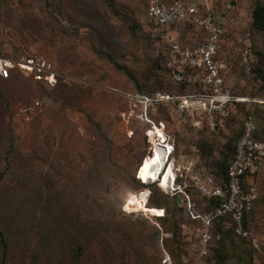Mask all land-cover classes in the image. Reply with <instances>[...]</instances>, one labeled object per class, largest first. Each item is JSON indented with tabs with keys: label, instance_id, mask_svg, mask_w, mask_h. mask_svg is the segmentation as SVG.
<instances>
[{
	"label": "rangeland",
	"instance_id": "rangeland-1",
	"mask_svg": "<svg viewBox=\"0 0 264 264\" xmlns=\"http://www.w3.org/2000/svg\"><path fill=\"white\" fill-rule=\"evenodd\" d=\"M147 1L0 0V47L16 55L37 51L62 77L55 88L20 74L0 81V228L7 264H163L167 255L173 264H215V253L226 255L225 264H264V174L248 242L218 236L204 259L198 255L200 226L185 195L137 178L151 156L146 134L153 126L140 120V107L130 113L124 95L141 92L118 66L157 90L141 94H168L166 86H156L158 41L148 34ZM259 1L217 0L213 7L243 22L223 41L220 59L227 87L245 97L262 92L256 70L264 66L254 54L264 50V33L250 27ZM158 72L156 78L178 93L167 73ZM36 101L43 106L34 109ZM245 110L231 106L220 120L181 114L164 102L150 113L175 143L171 158L183 173L178 182L188 186L196 213L211 205L198 187L221 185ZM143 189L160 208L129 206ZM174 199L181 205L175 207Z\"/></svg>",
	"mask_w": 264,
	"mask_h": 264
},
{
	"label": "built area",
	"instance_id": "built-area-1",
	"mask_svg": "<svg viewBox=\"0 0 264 264\" xmlns=\"http://www.w3.org/2000/svg\"><path fill=\"white\" fill-rule=\"evenodd\" d=\"M214 2L217 0L147 1L148 32L151 38L158 41L154 50L155 59L163 57L162 66L172 83L202 87L201 93L159 94L156 98L138 92L126 93L124 96L130 104V113L134 114L135 109L140 107V120L147 125L154 126L150 113L164 102L173 103L181 114L196 117L207 114L221 119L229 114V107L238 104L264 107V92L261 97L248 99L234 94L226 85L223 74L227 65L219 61L222 43L231 34L232 27H238L242 21L230 19L224 12H215ZM250 23H253V17ZM197 32L201 35L198 42L190 38ZM19 74L48 88H55L62 82L57 67L45 55L34 50L16 55L0 47V81H9ZM33 105L34 109H39L43 103L36 101ZM261 122L253 112L245 118L242 134L236 141L233 159L222 175L221 185L212 189L198 187L203 195L215 201L204 213L192 210L188 186L178 183L183 173L175 169L177 177L173 181V192L185 195L190 217L200 226V259L212 252L214 233L219 227L230 229L237 226L239 234L249 237L248 232H243L242 222L260 198V183L264 174V130ZM159 127L165 132L163 123ZM171 147L174 154L175 143ZM210 183L213 185L215 181L210 179ZM254 246L259 251L258 244ZM163 264H173L169 255L164 258Z\"/></svg>",
	"mask_w": 264,
	"mask_h": 264
},
{
	"label": "trees",
	"instance_id": "trees-1",
	"mask_svg": "<svg viewBox=\"0 0 264 264\" xmlns=\"http://www.w3.org/2000/svg\"><path fill=\"white\" fill-rule=\"evenodd\" d=\"M252 17H253V23L250 26L252 28V30L255 31L256 33H259V34L264 33V0H261V1L257 2V4L255 5V7L253 9ZM148 34H149V37L151 38V33L148 32ZM228 37H230V36H226L225 39H227ZM250 51H252V50L250 49ZM254 55L257 57L256 58L257 62L261 63L262 66H264V50H259V51L255 52ZM219 61H221L220 55H219ZM153 62H154V66H155L156 75L159 73L158 71H160V72H164L165 71V69L162 66L163 57H161L160 59H155ZM118 68L121 69L122 71H124L134 81L135 86H136V88H137V90L139 92L148 93V94L157 93V90H155V88H153V87L151 88L149 80H147L146 83H139L138 81H136L135 77L129 72L128 69H126L124 67H120V66H118ZM256 73L260 77V79H261V81L263 83L262 92L260 94L256 95V96H246L245 97V96L241 95L242 97L248 98V99L258 98V97H261V94L264 92L263 91L264 90V72H263L262 68H258L256 70ZM156 75H155L156 86L160 87V88H164L166 86V88H165L166 90L165 91L168 92L167 95H185V94L201 93L202 92V87L199 86L198 84H185V83H183V84H175V83H172L178 90V93L172 94V92L170 91V86L166 85L164 80H162L160 78H156ZM245 106H246V104H238V105H236L234 107H242V109L245 110ZM245 112H246V117L253 112L256 116H258L260 119H262L261 127L264 130V107L263 106H256L254 108H251V110H245ZM220 120H221V118H220ZM241 134H242V129H241V131H239V133L237 134L236 138L238 139ZM227 166L226 165H224V166L222 165L221 173H222L223 176H224V174L226 172ZM176 177L177 176L175 175V179H176ZM153 185H156V186L159 185L158 188L160 190L162 189V186L160 184L154 183ZM142 187H145V186H142ZM146 188H148V187H146ZM163 192H164V190H163ZM169 194H174V193H169ZM259 200H258V202L261 201V200L260 201ZM214 202L215 201H213V200H209V204H211V205L214 204ZM150 204L152 205L151 200H150ZM173 204L175 205V207L179 206V203L176 202L175 199L173 200ZM152 206L156 207V208L159 207L156 204H153ZM254 214H255V209H253L251 212L247 213L244 216L243 222H242L243 232H249L250 227L252 225L253 218H254ZM157 218H159V217H157ZM165 218L166 217H163V218L158 219V220H165ZM218 236H220V239H223L225 241L229 240L231 237L232 238L235 237L236 239L241 240L242 242H245V241L248 242V240H249L245 236L239 234L237 226H233L230 229H225L223 227H219L216 230V232L214 233V241H213L214 244H215L216 237H218ZM250 245L252 246L251 243H250ZM0 249H1V258H2L1 264H7L6 261H7V257H8V254H9V247H8V241L6 239L5 233L3 232V230L1 228H0ZM214 249H215V247H214ZM213 252H214V250H213ZM225 257H226V255L222 256L220 253H217V255H216V253H215L213 255V261L215 262V264H225L224 263ZM242 261H245V259L244 258H239L238 262H242Z\"/></svg>",
	"mask_w": 264,
	"mask_h": 264
},
{
	"label": "bare ground",
	"instance_id": "bare-ground-1",
	"mask_svg": "<svg viewBox=\"0 0 264 264\" xmlns=\"http://www.w3.org/2000/svg\"><path fill=\"white\" fill-rule=\"evenodd\" d=\"M146 137L152 146L151 156L138 170L137 178L145 186L156 183L163 186L164 192L174 193L173 181L175 180L176 170L171 158L173 148L169 138L156 125L147 132ZM150 198L151 195L148 189H143L130 198L129 206L141 205L146 209L149 207Z\"/></svg>",
	"mask_w": 264,
	"mask_h": 264
},
{
	"label": "water",
	"instance_id": "water-1",
	"mask_svg": "<svg viewBox=\"0 0 264 264\" xmlns=\"http://www.w3.org/2000/svg\"><path fill=\"white\" fill-rule=\"evenodd\" d=\"M232 5H234V4H232ZM213 23H214V21L212 20V21H211V24H213ZM177 201L180 202L179 200H177ZM179 204L181 205V203H179Z\"/></svg>",
	"mask_w": 264,
	"mask_h": 264
},
{
	"label": "snow or ice",
	"instance_id": "snow-or-ice-1",
	"mask_svg": "<svg viewBox=\"0 0 264 264\" xmlns=\"http://www.w3.org/2000/svg\"><path fill=\"white\" fill-rule=\"evenodd\" d=\"M154 178V177H153Z\"/></svg>",
	"mask_w": 264,
	"mask_h": 264
}]
</instances>
